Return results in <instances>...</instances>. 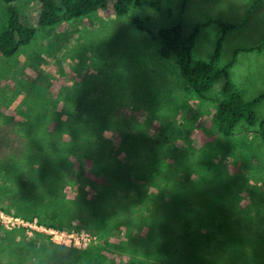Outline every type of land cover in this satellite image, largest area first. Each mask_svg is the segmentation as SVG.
Masks as SVG:
<instances>
[{"label":"trees","instance_id":"16d2710c","mask_svg":"<svg viewBox=\"0 0 264 264\" xmlns=\"http://www.w3.org/2000/svg\"><path fill=\"white\" fill-rule=\"evenodd\" d=\"M2 1L7 17L0 30V53L6 57L32 40L36 26H53L103 9L122 16L132 6L144 3L160 10V0H38L35 20L31 21L17 8L16 0ZM179 1L180 19L153 34L158 55L175 59L192 98L202 99L218 87L220 98L213 120L219 136L229 137L244 122L247 126L257 124L258 136L264 142V117L258 119L255 111L264 101V91L246 99L231 82L230 68L238 48L229 61L220 62L224 34L233 25L210 17L196 22L185 34L181 16L187 0ZM133 22L143 27L139 17ZM210 24L221 30L214 49L207 59L194 58L196 36ZM134 75L138 79L143 76L133 72L126 78L134 80ZM111 82L118 83L114 102L85 100L74 91L56 108H45L42 96L34 94L31 85V89L29 85L24 88L29 108L43 106L34 111L36 115L29 110L24 115H6L11 122L0 127V202L16 203L13 212L3 203L0 208L25 219L37 218L46 227L67 230L88 211L98 213L106 229L125 225L128 240L119 241L124 248L136 240L138 254L142 251V256L161 264H264V212L259 209L263 193L248 183L253 176L242 171L231 173L223 163L200 174L194 169V157L181 154L170 163L166 160L170 155L160 150L153 153L148 147L153 134L149 122L137 126L135 133L128 129L122 80ZM122 138L128 140L127 152L116 154L113 147ZM216 148L223 156L231 154L220 143ZM76 164L81 165L82 174L69 178L67 172ZM251 188L257 192L248 200L241 192ZM61 217H67V222L57 219ZM46 246L56 253L50 257L53 264L74 259L63 255L74 250L69 246L51 241Z\"/></svg>","mask_w":264,"mask_h":264},{"label":"rangeland","instance_id":"374dc122","mask_svg":"<svg viewBox=\"0 0 264 264\" xmlns=\"http://www.w3.org/2000/svg\"><path fill=\"white\" fill-rule=\"evenodd\" d=\"M38 5V0H16L17 8L31 21L35 20ZM179 9V0H160L159 11L144 3L140 7L132 6L122 16L103 9L53 26H36L32 40L16 54L6 57L0 53V127L11 122L6 115H24L28 110L36 115L34 111H40L41 103L29 108L24 102L27 85L33 87L34 94L40 93L45 108H56L61 99L69 98L74 91L85 100L114 102L118 83L111 81L117 78L122 80L125 92L121 97L125 99L122 101L125 115L130 119L127 127L135 133L137 126L149 122L153 134L148 138V147L153 153L160 150L170 155L166 157L170 163L181 154L194 157L197 160L194 169L200 174L207 169L211 172L210 168L218 166L216 163H223L231 173L242 171L252 175L248 183L262 191L259 203L263 206L259 209L264 212V142L258 136L257 124L247 126L241 122L229 137L219 136L213 120L220 98L218 87L210 89L202 99L192 98L175 59L162 58L157 53L153 34L159 27L179 20ZM5 11V3L0 0V30L5 25ZM134 17L143 22L142 28L134 24ZM210 17L233 25L224 34L220 62L229 61L234 50L239 49L229 73L236 90L246 99L264 91V0H187L181 16L183 33H189L196 22ZM220 33L217 24L202 28L196 36L192 56L207 59ZM261 45L260 51L243 50ZM133 72L143 76L127 79ZM255 111L258 119L264 117V101ZM217 143L231 154L223 156L216 148ZM127 144L128 140L122 138L113 147L114 153L125 154ZM82 171L81 165L76 164L67 176L76 179ZM255 190L243 189L241 193L250 200ZM0 203L15 211V202ZM77 220L69 225L72 227L69 230L89 232L96 236V241L87 247L69 246L74 250L63 255L74 259L65 264H161L148 255L142 256V251L138 254L136 240L131 247L122 246L119 241L127 238L123 223L106 229L101 224L104 218L91 211ZM49 241L46 234L34 228L8 229L0 222V264H53L50 257L56 253L46 246Z\"/></svg>","mask_w":264,"mask_h":264},{"label":"built area","instance_id":"2783aa9c","mask_svg":"<svg viewBox=\"0 0 264 264\" xmlns=\"http://www.w3.org/2000/svg\"><path fill=\"white\" fill-rule=\"evenodd\" d=\"M0 222L5 228L14 227L34 228L35 230L46 234L49 240L58 245L87 247L96 241V236L86 231H75L46 227L40 224L37 218L25 219L23 217L7 214L0 210Z\"/></svg>","mask_w":264,"mask_h":264}]
</instances>
